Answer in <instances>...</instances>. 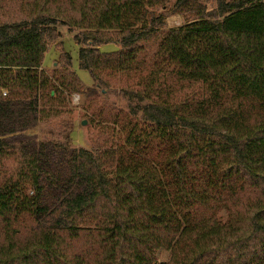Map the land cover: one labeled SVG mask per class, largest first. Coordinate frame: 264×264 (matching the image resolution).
I'll use <instances>...</instances> for the list:
<instances>
[{
  "label": "trees",
  "instance_id": "obj_1",
  "mask_svg": "<svg viewBox=\"0 0 264 264\" xmlns=\"http://www.w3.org/2000/svg\"><path fill=\"white\" fill-rule=\"evenodd\" d=\"M214 1L215 17L200 0H28L0 20V165L18 160L0 174V264H264V0ZM170 4L187 17L162 33ZM58 25L96 82L136 81L93 148L15 150L17 120L82 91L69 54L42 67Z\"/></svg>",
  "mask_w": 264,
  "mask_h": 264
},
{
  "label": "rangeland",
  "instance_id": "obj_2",
  "mask_svg": "<svg viewBox=\"0 0 264 264\" xmlns=\"http://www.w3.org/2000/svg\"><path fill=\"white\" fill-rule=\"evenodd\" d=\"M28 0H0V20H7L8 17H15L20 14L17 7L21 6L26 9ZM204 5L208 15L215 17L216 3L214 0H200ZM171 4L165 10L159 9L157 13H165L166 26L162 30L165 32L168 28L177 27L184 22L187 16L170 10ZM61 38L60 48H56V43H50L46 53L44 54L42 67L48 73L54 68H58V59L60 52L63 51L70 55L72 70L82 82V91L74 93L70 97H66L60 101V106L57 108L58 114L53 118L36 119L26 123L17 120L19 133L14 136H6L15 147V150L25 148L26 150L41 149L44 155L50 151L52 146L60 148L71 147L74 149L84 148L91 149L96 144H99L102 139L101 127L99 125L104 108L120 107L124 105L123 100L118 95V88L131 86L136 81V75L122 76L118 78L108 79V86H104L96 82L87 71L81 70L78 66V48L73 36L78 33L77 30H69L67 26L58 25ZM58 42V41H57ZM160 36H156L151 40L142 44V50L138 57V67L140 72L146 73L150 69L153 57L158 49ZM119 47L114 43L101 45L99 51L101 53H113L118 51ZM116 89V91H115ZM94 114L95 118L91 115ZM82 123H85L84 125ZM20 126V128H19ZM22 126V127H21ZM33 141V142H32ZM53 148V147H52ZM57 149V148H56ZM40 156V155H39ZM60 156V152L56 157ZM56 161L50 160L48 166L56 168ZM18 166V160L15 156H10L0 165V174L9 175L13 173ZM47 166V167H48ZM224 217V214H220ZM169 258V253L159 251L156 254L158 262H166Z\"/></svg>",
  "mask_w": 264,
  "mask_h": 264
},
{
  "label": "water",
  "instance_id": "obj_3",
  "mask_svg": "<svg viewBox=\"0 0 264 264\" xmlns=\"http://www.w3.org/2000/svg\"><path fill=\"white\" fill-rule=\"evenodd\" d=\"M83 125L85 124V123H82Z\"/></svg>",
  "mask_w": 264,
  "mask_h": 264
}]
</instances>
